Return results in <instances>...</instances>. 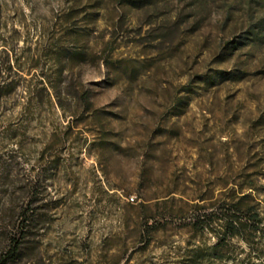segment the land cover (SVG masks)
Returning a JSON list of instances; mask_svg holds the SVG:
<instances>
[{"label": "rangeland", "instance_id": "374dc122", "mask_svg": "<svg viewBox=\"0 0 264 264\" xmlns=\"http://www.w3.org/2000/svg\"><path fill=\"white\" fill-rule=\"evenodd\" d=\"M4 82L12 264H264V0H0Z\"/></svg>", "mask_w": 264, "mask_h": 264}, {"label": "trees", "instance_id": "16d2710c", "mask_svg": "<svg viewBox=\"0 0 264 264\" xmlns=\"http://www.w3.org/2000/svg\"><path fill=\"white\" fill-rule=\"evenodd\" d=\"M43 80H45L44 77ZM41 83L44 84L43 81ZM8 85L9 84H6L5 82L0 83V97H2L6 93L11 92V91L4 92L5 89H7ZM42 86H43L42 89H44L47 92L49 98L52 96V92H51L52 90L54 92V96H57L60 99V91H58L57 89L58 87L56 85L45 82V84ZM80 98L83 101V103L86 104V106L90 105V95L88 91L83 92ZM102 132L105 133V131ZM100 141H103V139H100ZM250 197H251L250 194L243 195L238 201L232 203L233 207L230 209V211L233 212L234 214H236L237 212H241L243 210L241 207L242 201L245 198H250ZM249 210L254 214L255 218L253 220L256 221L257 223H260L262 220V217H260V212L255 208L253 209V207H250ZM202 216L204 217L203 221H201L202 219L199 218L195 224L198 227L200 224L201 228H206L209 226V224L212 221L205 223L204 220L206 219V215H202ZM217 220L218 221L216 222H221L219 225H221L222 228L224 229V232L219 235V242L217 244L226 242L228 238L234 236H241L243 239L249 242L248 237H246V235H244V233L241 232L242 228H244V223L240 217H237L236 215L233 216L229 215L226 217L224 216L218 217ZM31 221H32L31 216L25 214L20 224L16 228L15 234L10 238L9 247L6 250L0 252V264H12L19 257L23 242L28 234V228L30 226ZM257 230H258V225H255L253 228L249 229V232L255 233L257 232Z\"/></svg>", "mask_w": 264, "mask_h": 264}]
</instances>
